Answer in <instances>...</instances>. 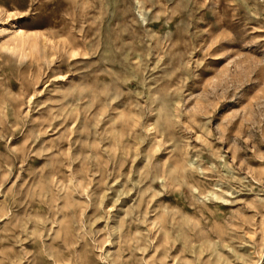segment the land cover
<instances>
[{
	"label": "rangeland",
	"instance_id": "obj_1",
	"mask_svg": "<svg viewBox=\"0 0 264 264\" xmlns=\"http://www.w3.org/2000/svg\"><path fill=\"white\" fill-rule=\"evenodd\" d=\"M0 264H264V0H0Z\"/></svg>",
	"mask_w": 264,
	"mask_h": 264
}]
</instances>
